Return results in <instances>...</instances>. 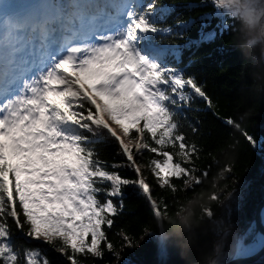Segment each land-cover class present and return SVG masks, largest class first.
<instances>
[{
	"label": "snow or ice",
	"instance_id": "obj_1",
	"mask_svg": "<svg viewBox=\"0 0 264 264\" xmlns=\"http://www.w3.org/2000/svg\"><path fill=\"white\" fill-rule=\"evenodd\" d=\"M209 5L214 11L200 20L217 18L229 31L238 16L251 22L264 15L240 0L189 7ZM172 11L157 0H0V264H55L32 241L61 253L63 264H134L124 254L146 237L159 264L170 251L182 253L181 243L188 264L208 252L205 222L239 198V174L233 162L219 165L211 145L201 143L211 130L188 112L211 111L254 150L264 137L243 117L221 116L206 84L188 71L193 61L181 65L183 49H198L216 32L204 23L198 39H187L196 19L166 25ZM180 38L183 46L173 43ZM198 101L204 106L193 107ZM101 145L112 151L104 154ZM205 158L219 165L207 186ZM128 188L147 202L155 223H122ZM197 188L207 190L187 206L178 199ZM197 220L204 223L193 241ZM252 251L237 240L238 256ZM205 264H219V255Z\"/></svg>",
	"mask_w": 264,
	"mask_h": 264
},
{
	"label": "trees",
	"instance_id": "obj_2",
	"mask_svg": "<svg viewBox=\"0 0 264 264\" xmlns=\"http://www.w3.org/2000/svg\"><path fill=\"white\" fill-rule=\"evenodd\" d=\"M157 2L161 7L174 9L167 16L164 22L166 25H175L178 20H186L190 16L196 19V23L186 33L187 39H198L204 23L207 24L205 31L216 32L212 41L202 43L198 49H183L181 65H188L190 59L193 61L188 71L196 74L206 84L209 93L218 104L217 111L221 113V116H233L238 121L243 117L244 125L251 132L258 138L264 137V78L260 75L261 61L259 57L253 59L246 56L236 39L245 27L243 18L238 16L236 31H229L227 28L222 29L216 25L217 18H211L207 22L200 20L202 14L214 11L211 5L189 7L193 3H202V0H157ZM187 39L180 38L173 43L183 46ZM203 106V103L199 101L193 105V107ZM188 117L193 121L196 117L203 118L202 127L211 130V137H205L201 143L206 146L211 145L209 151L217 157L219 165L233 162L237 166L236 172L239 174L237 190L241 195L237 200L216 208V221H206L205 231L202 233L208 252L216 246L217 241H223L221 251L225 262L233 256L237 240L242 237L253 220L257 204L264 199V147L254 150L238 133L232 136L235 130L225 126L223 121L211 111L199 113L189 111ZM235 140L239 143L234 144ZM99 147L104 154L112 151V147L108 145ZM148 158L149 155L146 154L145 161ZM205 162L210 163L212 168L210 179L205 181L207 186L216 178L219 165L207 158ZM151 179L149 176V180ZM202 190L207 189L197 188L195 192L189 190L178 199L187 206L189 202L197 199V194ZM124 196L126 207L123 210V224L131 222L135 227L136 221L140 219L155 223L151 220L147 202L136 189H126ZM172 211L175 213L178 208H173ZM223 227H227L226 236L221 230ZM251 237V233L246 234L244 242H250ZM111 238L119 245L118 237L112 235ZM31 243L34 246L43 247L55 264H63L66 259L49 245L39 241ZM106 259L114 260L110 255ZM124 259H130L134 264H159L160 257L156 252L155 241L146 237L136 250H126ZM164 259L167 264H188L192 258L185 256L179 250H173ZM248 264H264V254Z\"/></svg>",
	"mask_w": 264,
	"mask_h": 264
},
{
	"label": "clouds",
	"instance_id": "obj_3",
	"mask_svg": "<svg viewBox=\"0 0 264 264\" xmlns=\"http://www.w3.org/2000/svg\"><path fill=\"white\" fill-rule=\"evenodd\" d=\"M244 2L258 5L261 10H264V4L261 3V0H244ZM243 21L245 27L242 30V34L238 35L236 38L241 50L250 58H264V15H261L259 19L251 22L246 18H243ZM203 223V221L199 220L194 222L193 232L191 234L193 241L196 239L195 229L201 227ZM170 234H174V230H170ZM180 246L182 248V254L188 256L189 253L183 250L182 243ZM217 255H219V264H224L222 251L217 254L216 246H214L211 251L204 253L199 260L193 261V264H205L209 257H216Z\"/></svg>",
	"mask_w": 264,
	"mask_h": 264
},
{
	"label": "water",
	"instance_id": "obj_4",
	"mask_svg": "<svg viewBox=\"0 0 264 264\" xmlns=\"http://www.w3.org/2000/svg\"><path fill=\"white\" fill-rule=\"evenodd\" d=\"M264 204V200L260 201L258 203V206L256 208V213L254 215V233L260 235L261 237H264V228L261 226V223L257 217L259 208ZM264 253V245H261V247L253 254L248 255L245 257H234L231 260L224 262V264H248L255 259H257L259 256H261Z\"/></svg>",
	"mask_w": 264,
	"mask_h": 264
},
{
	"label": "bare ground",
	"instance_id": "obj_5",
	"mask_svg": "<svg viewBox=\"0 0 264 264\" xmlns=\"http://www.w3.org/2000/svg\"><path fill=\"white\" fill-rule=\"evenodd\" d=\"M257 206H258V204H257ZM257 206H256V208H257ZM255 213H256V210L254 212V215H255ZM257 217L261 223V226L264 228V204L259 208ZM259 241H260V236L258 234H255L252 243L249 245H246L245 247H251L253 249V251L251 253H254L257 249H259L261 247V244ZM251 253H249L248 255H250ZM251 255H253V254H251ZM238 257H245V256H238Z\"/></svg>",
	"mask_w": 264,
	"mask_h": 264
},
{
	"label": "rangeland",
	"instance_id": "obj_6",
	"mask_svg": "<svg viewBox=\"0 0 264 264\" xmlns=\"http://www.w3.org/2000/svg\"><path fill=\"white\" fill-rule=\"evenodd\" d=\"M249 234V233H251V235H252V233H253V227H251V228H246V230L244 231V234ZM243 238H244V236H243Z\"/></svg>",
	"mask_w": 264,
	"mask_h": 264
}]
</instances>
